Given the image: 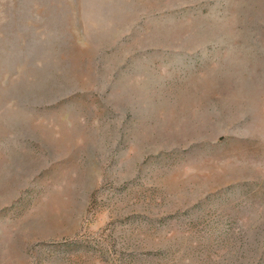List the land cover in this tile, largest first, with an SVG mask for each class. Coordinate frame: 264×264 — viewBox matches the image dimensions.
Listing matches in <instances>:
<instances>
[{
  "label": "rangeland",
  "instance_id": "374dc122",
  "mask_svg": "<svg viewBox=\"0 0 264 264\" xmlns=\"http://www.w3.org/2000/svg\"><path fill=\"white\" fill-rule=\"evenodd\" d=\"M0 264H264V0H0Z\"/></svg>",
  "mask_w": 264,
  "mask_h": 264
}]
</instances>
